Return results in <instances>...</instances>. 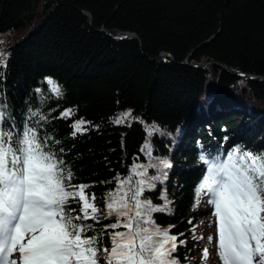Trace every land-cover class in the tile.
Listing matches in <instances>:
<instances>
[{"label":"trees","instance_id":"16d2710c","mask_svg":"<svg viewBox=\"0 0 264 264\" xmlns=\"http://www.w3.org/2000/svg\"><path fill=\"white\" fill-rule=\"evenodd\" d=\"M0 52V102L17 129L27 121L47 138L72 184L91 186L86 191L103 215L87 235L97 236L98 247L111 248L108 232L126 231H104L118 219L105 218L106 204L124 197L133 216V194L146 178L137 173L161 175L149 165L165 159L172 165L163 170L167 179L153 181L139 199L163 206L166 194L171 201L170 212L151 218L171 235L184 234L179 239L187 243L172 254L179 264H222L204 233V221L214 217L206 189L196 203L206 167L199 158L225 159L237 146L264 154V80L246 76L264 77V0H0ZM209 62L245 75L200 66ZM29 110L47 120L29 118ZM80 119L90 124L74 137ZM120 181L122 190L110 197Z\"/></svg>","mask_w":264,"mask_h":264},{"label":"snow or ice","instance_id":"6c2138e0","mask_svg":"<svg viewBox=\"0 0 264 264\" xmlns=\"http://www.w3.org/2000/svg\"><path fill=\"white\" fill-rule=\"evenodd\" d=\"M5 60L0 52V67L6 66ZM46 80L51 91L62 96L60 86L51 78ZM71 114V109L66 110L61 118ZM129 115L130 111L123 114L124 118ZM29 118L47 120L39 111L31 110ZM123 122L122 118L115 120L117 124ZM85 124L90 122L75 121L72 136L87 131ZM154 130L159 131L158 126ZM149 148L146 142L142 151ZM199 159L206 167L196 189V203L206 189L208 203L218 219L217 254L222 264H264V154L237 146L225 159L204 154ZM149 166L159 169L161 175L137 173L146 178L138 182L133 194V216L124 197L106 204L105 218L116 215L118 219L105 225L104 231L120 227L126 231L108 232L111 248L98 247L97 236L87 235L103 215L96 207L95 194L86 191L91 186L72 184L73 173L49 147L47 138H41L27 121L17 129L7 105L0 102V264H179L172 254L187 243L179 239L184 234L171 235L170 228L161 230L151 218L153 212H170L171 201L166 194H162L163 206L139 199L145 188H155L153 181L167 179L163 170L172 165L161 159ZM125 183L120 181L121 189L109 196L115 197ZM89 220L93 223H85ZM196 239L203 237L194 235ZM207 256L204 248L203 257Z\"/></svg>","mask_w":264,"mask_h":264},{"label":"rangeland","instance_id":"374dc122","mask_svg":"<svg viewBox=\"0 0 264 264\" xmlns=\"http://www.w3.org/2000/svg\"><path fill=\"white\" fill-rule=\"evenodd\" d=\"M129 34H133V33H129ZM162 55L163 56H166L167 53H162ZM202 64H204V63H201L200 66H203ZM204 222L207 223V225L204 228V233L207 236H211L212 237V240H211V248H212V250H215V246H216V244L218 242V232H217V229H218V219L215 216L214 217H208ZM208 256H209V254H208ZM212 263L213 264H216V262H214V261Z\"/></svg>","mask_w":264,"mask_h":264},{"label":"water","instance_id":"95a60500","mask_svg":"<svg viewBox=\"0 0 264 264\" xmlns=\"http://www.w3.org/2000/svg\"><path fill=\"white\" fill-rule=\"evenodd\" d=\"M109 34V33H108ZM113 39L115 40H132V39H137V36L135 34H129L128 36H113L111 34H109ZM167 57L169 56L168 54L166 55ZM208 64H212L214 66H217V67H221L224 71L228 72V73H231L233 75H236V76H244L245 74H243L242 72L240 71H237L227 65H222L220 63H217V62H209V63H204L202 65H208ZM250 80H264V77H257V76H250V75H246Z\"/></svg>","mask_w":264,"mask_h":264}]
</instances>
